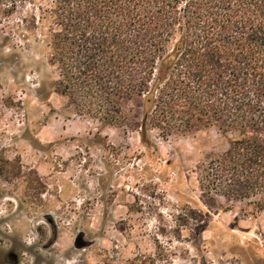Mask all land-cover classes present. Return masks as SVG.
Wrapping results in <instances>:
<instances>
[{"label":"rangeland","instance_id":"rangeland-1","mask_svg":"<svg viewBox=\"0 0 264 264\" xmlns=\"http://www.w3.org/2000/svg\"><path fill=\"white\" fill-rule=\"evenodd\" d=\"M25 11L0 25V258L17 264H264V213L217 202L196 167L215 129L163 140L78 116L40 92L57 78ZM43 97L44 100H43ZM229 207V209H228ZM90 246L78 250L77 236Z\"/></svg>","mask_w":264,"mask_h":264},{"label":"trees","instance_id":"trees-1","mask_svg":"<svg viewBox=\"0 0 264 264\" xmlns=\"http://www.w3.org/2000/svg\"><path fill=\"white\" fill-rule=\"evenodd\" d=\"M18 9L57 70L40 92L146 146L217 130L199 189L264 213V0H0V25Z\"/></svg>","mask_w":264,"mask_h":264},{"label":"flooded vegetation","instance_id":"flooded-vegetation-1","mask_svg":"<svg viewBox=\"0 0 264 264\" xmlns=\"http://www.w3.org/2000/svg\"><path fill=\"white\" fill-rule=\"evenodd\" d=\"M5 259L0 258V264H17L18 256L15 252H9Z\"/></svg>","mask_w":264,"mask_h":264},{"label":"water","instance_id":"water-1","mask_svg":"<svg viewBox=\"0 0 264 264\" xmlns=\"http://www.w3.org/2000/svg\"><path fill=\"white\" fill-rule=\"evenodd\" d=\"M90 246V243L84 240V234L80 233L75 241V247L80 250Z\"/></svg>","mask_w":264,"mask_h":264}]
</instances>
